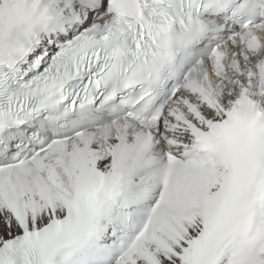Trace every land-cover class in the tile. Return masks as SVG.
Wrapping results in <instances>:
<instances>
[{"label":"snow or ice","instance_id":"6c2138e0","mask_svg":"<svg viewBox=\"0 0 264 264\" xmlns=\"http://www.w3.org/2000/svg\"><path fill=\"white\" fill-rule=\"evenodd\" d=\"M0 264H264V0H0Z\"/></svg>","mask_w":264,"mask_h":264}]
</instances>
